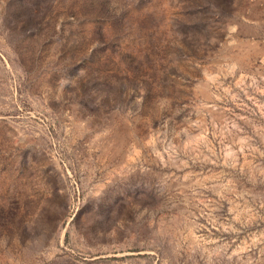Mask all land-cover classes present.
<instances>
[{
	"label": "rangeland",
	"instance_id": "1",
	"mask_svg": "<svg viewBox=\"0 0 264 264\" xmlns=\"http://www.w3.org/2000/svg\"><path fill=\"white\" fill-rule=\"evenodd\" d=\"M0 264H264V0H0Z\"/></svg>",
	"mask_w": 264,
	"mask_h": 264
}]
</instances>
